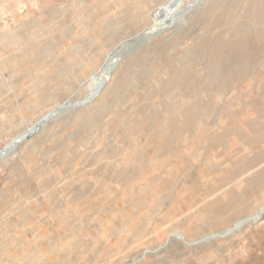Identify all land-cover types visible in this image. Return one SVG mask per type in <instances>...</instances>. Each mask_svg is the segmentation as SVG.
Listing matches in <instances>:
<instances>
[{
	"label": "rangeland",
	"instance_id": "obj_1",
	"mask_svg": "<svg viewBox=\"0 0 264 264\" xmlns=\"http://www.w3.org/2000/svg\"><path fill=\"white\" fill-rule=\"evenodd\" d=\"M168 1L0 0V150L17 139L0 156V264H264V85L246 98L243 71L217 72L257 29L249 13L264 30V0L234 3L230 31L207 22L234 0L156 17ZM263 52L264 38L253 63ZM193 185L243 201L203 230L182 215L156 228ZM79 191L87 204L68 209ZM147 212L146 233L129 228Z\"/></svg>",
	"mask_w": 264,
	"mask_h": 264
},
{
	"label": "bare ground",
	"instance_id": "obj_2",
	"mask_svg": "<svg viewBox=\"0 0 264 264\" xmlns=\"http://www.w3.org/2000/svg\"><path fill=\"white\" fill-rule=\"evenodd\" d=\"M240 1L243 0H234V2L228 6L215 9L212 13V16L207 22L208 28L213 29L217 26H220L221 28H225L226 30L230 31L233 27L231 26V21L236 15L238 16L240 13L239 10L233 7V4H236V2L239 3ZM171 8V5L169 6L165 4L158 11H156V17L157 15L163 12H167L168 14ZM249 18H254L258 26H260L263 18L262 11L261 13L259 9L252 11L251 13H249ZM247 23L248 20L246 19L239 20L235 24L236 29L242 27L243 29H245V27H247ZM258 26L257 29L256 27L250 28L251 30L255 31L252 32V34L251 32L244 30V42L240 43L238 45L237 50L232 53L222 52L220 54L219 63L217 67L218 74L224 77L231 76L233 72L235 73L243 71V75L241 76V80L239 81L241 84L239 86L246 88V90H243L242 88V95H244L246 98H248L252 94V92L255 91L259 86L264 85V52L260 55L258 61L256 63H253L258 56L256 54L260 40L264 38V30L263 28L261 29ZM108 62H110V56L108 57L106 63ZM103 70L100 73V76L97 78L98 84L96 85V88L100 85L99 83H102L108 76V74L106 73L104 75V78L101 77L103 74ZM245 71H247L248 73L244 74ZM249 73L250 76L246 75ZM11 146L13 145L11 144L9 148H11ZM152 152L160 153L161 151L158 148H154ZM150 165H156L160 168L162 166V163L150 162ZM91 166V163L86 164L82 167L81 172L85 173L84 167H86V169H89ZM181 168L182 167L177 164V167H173L172 170L175 172L181 170ZM132 171L135 170L131 165H124V167H122V169L120 170L119 174H116L117 176L114 175L110 177V181L114 180L115 178L126 179L129 177ZM141 171L143 172L144 170ZM71 179L72 178H70L69 181H71ZM166 182H169V180H166ZM111 187L115 188L116 186H108V188ZM190 187L191 188H189L186 192H183L179 197H177V200L173 201V203H171V200L174 199V197L172 199H169L170 205L167 208L164 216H158V221L155 226L156 228L160 227V229L166 231L168 228H170V224L173 223V220L182 215L185 217V219L194 223V228L196 231L203 230L215 224V222L212 220L213 218H217L226 213H231L243 201L242 196H240L241 193H234L233 195H228V190H225L224 188L222 189L218 187L216 189H210L209 185L206 187H201L199 185H193ZM109 191L111 192L113 191V189H110ZM246 192L252 193L254 191L249 189ZM107 193L108 192H106L105 194ZM210 194L211 196L209 197ZM75 196L76 202H74L73 204L70 203L68 205V209L82 207L83 205H86L89 200V197L83 196V191L77 192ZM162 201L164 200H159L155 205L152 206L156 207L160 205ZM152 215V213L147 212L142 218H134L133 220H130L128 222L129 228L142 230L144 233H146L147 220H145L144 217L147 218V216ZM181 218L182 217H180L179 219ZM136 220H139V222H135ZM164 223H169V225H162ZM191 258L192 257H189L187 259L188 264L191 262ZM214 261L215 259L211 258L210 260H207L204 264Z\"/></svg>",
	"mask_w": 264,
	"mask_h": 264
},
{
	"label": "water",
	"instance_id": "obj_3",
	"mask_svg": "<svg viewBox=\"0 0 264 264\" xmlns=\"http://www.w3.org/2000/svg\"><path fill=\"white\" fill-rule=\"evenodd\" d=\"M176 3V0H169L166 5H174ZM151 31H153V27L150 28L149 30H144L142 33H138L137 35L134 36V40L136 39H139L141 36L143 35H146L148 33H150ZM130 43V40H126L125 42L122 43V45L117 48L111 55H110V62L106 63L105 65V68L103 70V74H102V78H104V75L107 73V74H110L111 71L113 70L114 68V56L117 55L118 53H120L126 46L127 44ZM100 75L99 74H96L95 77H99ZM104 82V81H103ZM102 82V83H103ZM66 107V104H62L61 106L57 107L54 111L50 112L46 118L52 116L54 113L58 112L59 110H62ZM17 142V139H14L12 142H10L4 149L0 150V156L1 155H4L5 153H7L13 146L14 144ZM13 145L11 146V148H9L10 145ZM9 148V149H8ZM264 211V206L262 207V209L260 210L259 214H261L262 212Z\"/></svg>",
	"mask_w": 264,
	"mask_h": 264
}]
</instances>
